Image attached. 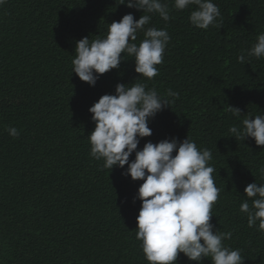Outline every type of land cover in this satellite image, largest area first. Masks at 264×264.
Returning a JSON list of instances; mask_svg holds the SVG:
<instances>
[{"label": "trees", "instance_id": "1", "mask_svg": "<svg viewBox=\"0 0 264 264\" xmlns=\"http://www.w3.org/2000/svg\"><path fill=\"white\" fill-rule=\"evenodd\" d=\"M119 0H5L0 4V264H149L136 239L135 199L142 180L103 168L90 156L89 107L117 83L135 78L160 93L177 92L149 120L146 141L186 136L210 149L220 195L210 222L232 233L223 243L241 249L243 264H264V231L239 211L244 187L264 182V146L228 129L264 114V58L237 56L264 32V0H213L220 27H194L185 10L165 22L152 13L145 27L170 36L158 75L147 80L131 58L100 74L94 86L72 72L75 42L107 34L109 24L142 11ZM171 7V5H170ZM136 43L144 38L137 34ZM127 58V57H126ZM241 110L239 117L227 105ZM16 127L17 137L6 131ZM175 154V153H173ZM135 152L130 155L133 160ZM259 222H257L258 224ZM176 264H197L179 253ZM200 264H210L207 258Z\"/></svg>", "mask_w": 264, "mask_h": 264}, {"label": "clouds", "instance_id": "2", "mask_svg": "<svg viewBox=\"0 0 264 264\" xmlns=\"http://www.w3.org/2000/svg\"><path fill=\"white\" fill-rule=\"evenodd\" d=\"M117 4L146 14L134 19L132 13H126L109 24L103 37L85 36L75 42L72 72L90 86L100 74L118 69L128 58L134 61L139 76L152 80L158 75L156 65L163 61L170 36L165 28L145 27L152 13L167 22L171 8L195 6L189 15L192 26L220 27L221 12L213 0H119ZM140 32L144 38L137 44ZM250 57L264 58V32L257 35L250 49L241 50L237 60L245 64ZM178 95L171 89L160 93L136 78L131 83H117L114 93L101 95L88 109L94 122L87 136L89 154L97 161L103 160L102 167L109 170L127 164L122 174L143 181L134 197V201H141L135 235L149 264H176L179 253L197 264L204 258L210 264H243L241 249L223 243L232 238L231 231L221 232L210 222L221 192L213 176L217 169L210 164L211 150L198 148L188 136L183 140L172 137L156 143L146 141L137 150L140 138L152 134L149 120L170 107ZM226 105L228 112L239 117V108ZM6 131L12 137L19 135L16 127H7ZM228 131L235 139L251 137L256 145L264 146V114L249 116L242 127L233 125ZM133 152L135 157L130 161ZM259 172L264 177V167ZM243 193L247 199L241 201L239 211L246 215L248 227L258 226L264 231V182L248 183Z\"/></svg>", "mask_w": 264, "mask_h": 264}]
</instances>
